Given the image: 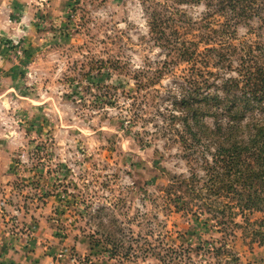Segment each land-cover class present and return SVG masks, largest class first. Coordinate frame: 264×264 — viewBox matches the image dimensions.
<instances>
[{
    "label": "rangeland",
    "instance_id": "rangeland-1",
    "mask_svg": "<svg viewBox=\"0 0 264 264\" xmlns=\"http://www.w3.org/2000/svg\"><path fill=\"white\" fill-rule=\"evenodd\" d=\"M168 1L24 0L5 12L13 29L0 34V232L29 237L37 223L33 246L47 264H264V244L244 230L245 218L253 224L261 213L236 214L239 229L219 232L164 192L173 178L202 176L165 117L184 66L137 102L125 97L133 80L111 74L108 62L97 76L99 60L119 58L129 72L164 60L148 19ZM172 12L181 31L213 23L202 3ZM236 36L257 43L264 30L253 19ZM263 114L264 105L251 113ZM220 245L228 253L208 251Z\"/></svg>",
    "mask_w": 264,
    "mask_h": 264
},
{
    "label": "trees",
    "instance_id": "trees-1",
    "mask_svg": "<svg viewBox=\"0 0 264 264\" xmlns=\"http://www.w3.org/2000/svg\"><path fill=\"white\" fill-rule=\"evenodd\" d=\"M168 2L161 10L153 8L148 19L149 38L165 52L164 60L155 68L131 72L125 71L128 64L119 58L99 60L97 76L108 62L111 74H126L133 80L134 89L125 97L137 102L145 97L141 91L184 66L180 91L171 96L172 108L165 110V117L173 141L188 162L199 163L202 176L192 171L187 178H173L164 192L178 210L192 212L197 219L210 216L219 232L239 229L233 222L236 214L261 213L263 218L253 224L245 218L244 230L251 241L264 244V114L251 115L264 105V41L239 43L236 36L237 27L253 19L264 30V0ZM187 3L204 4L205 18L213 23L186 22L179 30L172 11L175 5ZM109 88L118 89L115 85ZM109 99L115 100V95ZM137 120L130 116L128 122ZM208 251L215 256L228 253L225 245Z\"/></svg>",
    "mask_w": 264,
    "mask_h": 264
},
{
    "label": "crops",
    "instance_id": "crops-1",
    "mask_svg": "<svg viewBox=\"0 0 264 264\" xmlns=\"http://www.w3.org/2000/svg\"><path fill=\"white\" fill-rule=\"evenodd\" d=\"M12 3L23 4L24 0H0V34L6 32L5 30L10 33V28H12L5 23V12H10ZM25 10V14L28 17L29 8H25ZM31 227L34 228V233L30 234L29 237L27 231H25V234L19 232L16 236H11V234L1 235L0 232V264H47V258L44 256L40 257L41 249H34L33 246L39 235V225L33 223ZM24 228L27 227L24 226Z\"/></svg>",
    "mask_w": 264,
    "mask_h": 264
}]
</instances>
